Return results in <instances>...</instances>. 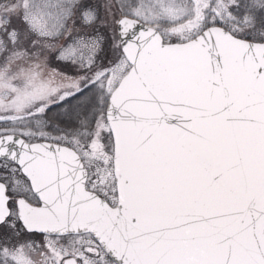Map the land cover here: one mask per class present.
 <instances>
[{"label":"snow or ice","instance_id":"6c2138e0","mask_svg":"<svg viewBox=\"0 0 264 264\" xmlns=\"http://www.w3.org/2000/svg\"><path fill=\"white\" fill-rule=\"evenodd\" d=\"M0 264H264V0H0Z\"/></svg>","mask_w":264,"mask_h":264}]
</instances>
